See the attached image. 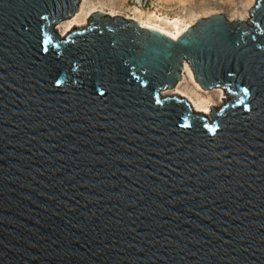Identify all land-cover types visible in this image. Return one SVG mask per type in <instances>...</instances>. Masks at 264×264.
<instances>
[{
    "label": "water",
    "instance_id": "obj_1",
    "mask_svg": "<svg viewBox=\"0 0 264 264\" xmlns=\"http://www.w3.org/2000/svg\"><path fill=\"white\" fill-rule=\"evenodd\" d=\"M78 2L0 0V264H264V0L59 38ZM184 64L210 118L162 95Z\"/></svg>",
    "mask_w": 264,
    "mask_h": 264
},
{
    "label": "bare ground",
    "instance_id": "obj_2",
    "mask_svg": "<svg viewBox=\"0 0 264 264\" xmlns=\"http://www.w3.org/2000/svg\"><path fill=\"white\" fill-rule=\"evenodd\" d=\"M126 0H79L77 12L69 19L62 20L55 25L56 35L63 38L70 29H81L85 26L87 17L93 12H100L108 17L120 16L137 23L139 28L157 32L161 35L177 40L187 29L191 28L196 20L207 18L215 14H222L226 20L245 21L248 19V11L256 0H241L239 6L222 7L219 4L195 5L191 9L185 8L193 0H158L152 3L151 8L143 9L136 5H125ZM141 3L143 0H136ZM177 2V6H171V2ZM236 1V0H235ZM190 2V3H189ZM212 2V0H211ZM234 2V1H233ZM195 3V2H194ZM226 3V2H225ZM176 4V3H175ZM175 37V39H173ZM162 95L176 96L186 100L195 113L209 117L210 108H220L225 96L222 90H200L191 78V70L186 64L179 81L171 89L165 90ZM222 99V100H221Z\"/></svg>",
    "mask_w": 264,
    "mask_h": 264
},
{
    "label": "rangeland",
    "instance_id": "obj_3",
    "mask_svg": "<svg viewBox=\"0 0 264 264\" xmlns=\"http://www.w3.org/2000/svg\"><path fill=\"white\" fill-rule=\"evenodd\" d=\"M240 1L241 0H236V1L235 0H212V2H211V0H193V1H191V3L189 2L190 4H187L185 6V8L187 7V9H191L192 7H195V5H197V4H201L203 6L219 4L222 7H227L228 5H229L228 7H232L234 5L239 6ZM127 3H128V0L125 1V5L129 6V4H127ZM170 4H171V6H177L178 5L176 1L171 2ZM225 99H226V96H225Z\"/></svg>",
    "mask_w": 264,
    "mask_h": 264
},
{
    "label": "built area",
    "instance_id": "obj_4",
    "mask_svg": "<svg viewBox=\"0 0 264 264\" xmlns=\"http://www.w3.org/2000/svg\"><path fill=\"white\" fill-rule=\"evenodd\" d=\"M157 1L158 0H143L141 3H139V1L133 0L130 1L129 4L142 7L143 9H147V8H151L153 6L152 3H155Z\"/></svg>",
    "mask_w": 264,
    "mask_h": 264
},
{
    "label": "snow or ice",
    "instance_id": "obj_5",
    "mask_svg": "<svg viewBox=\"0 0 264 264\" xmlns=\"http://www.w3.org/2000/svg\"><path fill=\"white\" fill-rule=\"evenodd\" d=\"M41 19H43V17H41ZM173 39H175V37H173ZM57 83H59V81H57ZM241 91H243L247 95L248 92H249V89L243 88V89H241ZM101 95H103V93H101ZM249 110H250V107L249 106H245V111H249Z\"/></svg>",
    "mask_w": 264,
    "mask_h": 264
}]
</instances>
